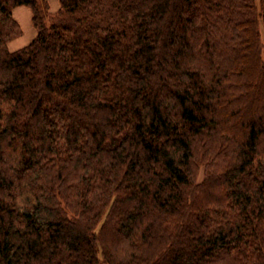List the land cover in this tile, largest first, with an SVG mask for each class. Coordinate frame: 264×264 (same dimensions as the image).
<instances>
[{
	"label": "trees",
	"instance_id": "16d2710c",
	"mask_svg": "<svg viewBox=\"0 0 264 264\" xmlns=\"http://www.w3.org/2000/svg\"><path fill=\"white\" fill-rule=\"evenodd\" d=\"M57 1L0 0V264H264V0Z\"/></svg>",
	"mask_w": 264,
	"mask_h": 264
},
{
	"label": "rangeland",
	"instance_id": "374dc122",
	"mask_svg": "<svg viewBox=\"0 0 264 264\" xmlns=\"http://www.w3.org/2000/svg\"><path fill=\"white\" fill-rule=\"evenodd\" d=\"M48 1H49L50 9L53 12L56 11L57 9H54V6L57 5L58 1L57 0H48ZM20 8L28 9L26 7H20ZM31 15H32L31 11L24 12V11L19 10V12H17L16 14L14 13L15 19L17 20V22L21 26L23 35L17 37L15 40H13L11 42V44H10V50L11 51H16V50H19V49L27 46L34 39L35 36L34 37L31 36L32 35L31 33L35 32V34H36L37 31L32 25V21H31L32 16ZM261 39H262V43H263V48H262L263 51L262 52L264 54V29H262ZM203 173L204 172L202 171V174L200 175L201 180L204 176Z\"/></svg>",
	"mask_w": 264,
	"mask_h": 264
},
{
	"label": "crops",
	"instance_id": "0c3cea01",
	"mask_svg": "<svg viewBox=\"0 0 264 264\" xmlns=\"http://www.w3.org/2000/svg\"><path fill=\"white\" fill-rule=\"evenodd\" d=\"M57 6H58V3H57V5L54 6V9H57ZM19 10L24 11V12L30 11V9L28 10V9H25V8H24V9H23V8H18V9L15 10L14 13L16 14L17 12H19ZM23 14H24V13H23ZM16 16H17V15H16ZM23 23H24V22H23ZM31 34H32L31 36H33V37L36 35L35 32H32Z\"/></svg>",
	"mask_w": 264,
	"mask_h": 264
}]
</instances>
